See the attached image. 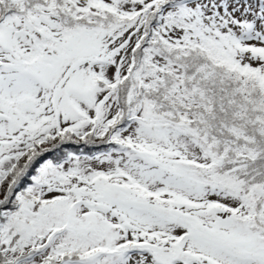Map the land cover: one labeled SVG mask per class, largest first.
Segmentation results:
<instances>
[{"label":"snow or ice","instance_id":"1","mask_svg":"<svg viewBox=\"0 0 264 264\" xmlns=\"http://www.w3.org/2000/svg\"><path fill=\"white\" fill-rule=\"evenodd\" d=\"M0 264H264V0H0Z\"/></svg>","mask_w":264,"mask_h":264},{"label":"trees","instance_id":"2","mask_svg":"<svg viewBox=\"0 0 264 264\" xmlns=\"http://www.w3.org/2000/svg\"><path fill=\"white\" fill-rule=\"evenodd\" d=\"M87 150V149H86Z\"/></svg>","mask_w":264,"mask_h":264}]
</instances>
